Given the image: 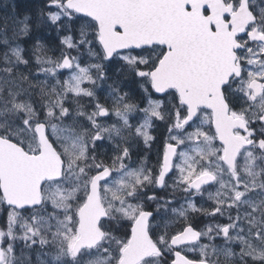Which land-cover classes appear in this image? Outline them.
Returning a JSON list of instances; mask_svg holds the SVG:
<instances>
[{"label": "snow or ice", "instance_id": "1", "mask_svg": "<svg viewBox=\"0 0 264 264\" xmlns=\"http://www.w3.org/2000/svg\"><path fill=\"white\" fill-rule=\"evenodd\" d=\"M0 264H264V0H0Z\"/></svg>", "mask_w": 264, "mask_h": 264}]
</instances>
